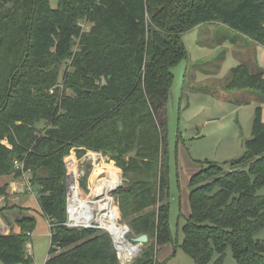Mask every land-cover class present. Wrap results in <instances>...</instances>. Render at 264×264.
<instances>
[{"label": "trees", "instance_id": "1", "mask_svg": "<svg viewBox=\"0 0 264 264\" xmlns=\"http://www.w3.org/2000/svg\"><path fill=\"white\" fill-rule=\"evenodd\" d=\"M214 23L264 48V0H57L55 8L48 0H0V177L30 171L51 225L44 264H120L106 231L63 225L65 163L88 152L120 170L123 186L112 196L130 228L126 239L150 242L128 264H159L158 251L173 243L171 70L187 59L183 36ZM222 89L264 98V73L238 64ZM198 164L180 248L194 264H222L228 249L236 264H264V110L255 108L242 157L228 168ZM35 223L21 217L18 233L0 235L2 264H33Z\"/></svg>", "mask_w": 264, "mask_h": 264}, {"label": "rangeland", "instance_id": "2", "mask_svg": "<svg viewBox=\"0 0 264 264\" xmlns=\"http://www.w3.org/2000/svg\"><path fill=\"white\" fill-rule=\"evenodd\" d=\"M48 4L50 8H55L57 0H48ZM85 25L82 24L84 29H86ZM234 39L237 40L236 34L226 28L214 24L199 25L183 36L187 59L182 60L171 70L173 80L165 111L169 160L168 226L173 243L160 248L156 256L159 264H194L180 248L183 239L182 227L190 213L187 188L189 178L199 170L198 162L208 161L228 168L229 162L242 157L244 142L251 137L255 108L264 100L248 90L226 92L222 89L228 80L230 70L239 64L238 58L230 51V44ZM239 43L233 45L238 50V47L246 42L241 40ZM96 154L100 158L99 166H92L86 160L80 162L88 171L86 176L78 179L79 183L81 181L86 183V190L80 189L82 199L85 201L93 199V190L102 184L104 182L102 180L107 176V167L102 165L112 163L118 176L121 177L120 170L113 162L100 153ZM84 157L82 158L87 159L88 156ZM101 169H104L105 173H102ZM109 177L112 179L111 175ZM20 178L25 182L23 177ZM65 183L67 185L66 181ZM29 187L31 190L17 194L26 201L24 206H28L27 208L18 206V210L32 214L33 208L38 207L35 199L38 188L35 186L32 189L30 185ZM27 191L32 193L28 194ZM8 203L5 202V208L8 207ZM114 206L116 208L113 209V217L116 222L119 221V224L128 229L125 235L131 234L130 228L120 217L116 199ZM96 207L93 209L94 212L97 211ZM5 208L0 209V217L5 218L6 215H10L9 218H12L13 212L6 214ZM116 209L117 218L114 214ZM33 214L36 223L29 241V250L33 264H44L50 247L49 224L40 214ZM14 217L19 218V213L14 212ZM263 237L264 231L259 234V238ZM149 244L148 241L138 246V253L132 261ZM129 254L130 252L121 251L120 258H128ZM209 264H213V261ZM222 264H236L229 249Z\"/></svg>", "mask_w": 264, "mask_h": 264}, {"label": "built area", "instance_id": "3", "mask_svg": "<svg viewBox=\"0 0 264 264\" xmlns=\"http://www.w3.org/2000/svg\"><path fill=\"white\" fill-rule=\"evenodd\" d=\"M86 155L88 156L87 159H84L85 157L82 159H79V160L70 159L65 163L66 182H67V185H66V207H65L66 220L63 223V225L66 226L67 228H71V229H99V230L104 229L110 235V237L112 239L113 245H114L115 250L117 252L118 259L120 260V262L123 261V263L125 264L126 262H128V260L132 261V259H121L120 258V256H119L120 250L117 249L110 231L108 229L104 228L100 224L99 218H102V215L106 213V210L99 207L97 204L93 205V208L88 209V210H86L83 206V203L85 200L82 199V196L80 193L81 188L79 185V180L81 179V177H83L85 175L86 169H85V165H83L81 163H83L86 160V162L90 163L92 166H95V165L99 166V164H100L99 163L100 158H99L98 154L88 153ZM14 164L17 168L22 170V168H23L22 163L15 162ZM104 166L107 167V169H108L109 167H113V164L110 163V164L102 165V167H104ZM107 169H106V171H107ZM101 172L105 173L104 169H101ZM30 174L31 173L29 170L23 171V174H22V177L25 179L27 189H29V182L28 181L30 178ZM99 174H101V173H99ZM117 176H118V172L116 171V180H115V183H114V186L112 189L116 188L118 182L122 181L121 177L120 176L117 177ZM112 189L110 188L107 191V197L110 200V205L114 206L113 196H112V194H108L110 192V190H112ZM95 207H96L97 211L94 212L93 209ZM50 227H51V225H49V228ZM125 240L128 241L126 239V235H125ZM28 249H29V247H28Z\"/></svg>", "mask_w": 264, "mask_h": 264}, {"label": "crops", "instance_id": "4", "mask_svg": "<svg viewBox=\"0 0 264 264\" xmlns=\"http://www.w3.org/2000/svg\"><path fill=\"white\" fill-rule=\"evenodd\" d=\"M215 25L221 26L219 24L214 23V26ZM221 27H223V26H221ZM235 34L237 36V40H235V39L233 41L230 40L231 41V44H230L231 49L230 48L229 49H230L231 53L234 54L238 58L239 64H241V63L246 64L250 68V71H252V72L257 71V70H261L264 73V48L250 42L249 40L242 39L240 37L241 35H238L237 33H235ZM241 40L245 41L246 43H243V45L241 44V47H238L239 48V50H238L233 45L240 44L239 41H241ZM261 102H262V104L259 107H261L264 110V100ZM108 172H109V169H107L106 173H108ZM110 172H112L113 174L116 175L115 168L110 170ZM3 186L6 187L7 196H6V198H0V209L5 208L6 207L5 202L8 201L9 202L8 207L5 208L4 212H6V214H11L13 212V214H12L13 217L9 218L10 215L8 216L6 214H5L6 215L5 218L0 217V235H7L10 233L16 234L19 232V228L17 226V221L21 217H24V218L33 217V215H34L33 213L41 215L40 208H39V205H38L37 209L33 208L34 212L32 214L18 210V206H20L22 208L23 207L27 208L28 206H24V203L26 201L22 198V196L17 195V194L24 193L25 190H31L30 187H29V189H27L26 183L22 180V178H19V180H15V178L12 175L2 176V177H0V187H3ZM34 187L35 186H32L31 188L33 189ZM29 193H32V191L28 192V194ZM35 199H37V197ZM19 203H22V205H18ZM37 204H38V202H37ZM10 206H12V208ZM14 212L19 213V218L14 217ZM31 235H30V237H31ZM28 247L30 248L29 244H28ZM28 253L31 255V252L29 249H28Z\"/></svg>", "mask_w": 264, "mask_h": 264}, {"label": "bare ground", "instance_id": "5", "mask_svg": "<svg viewBox=\"0 0 264 264\" xmlns=\"http://www.w3.org/2000/svg\"><path fill=\"white\" fill-rule=\"evenodd\" d=\"M109 168H113V167H109ZM106 174H107L106 178L102 180L104 182L96 186V188L93 190L94 192L92 193L93 199L84 201L83 206L86 210H88V209H92L93 205L97 204L99 207L106 210V213L102 215V218H99L100 224L104 228L110 231L117 249L120 250L119 253L120 257H121V251L130 252L129 254L130 256L128 258L122 257L121 259H132L138 253V249H137L138 246H133L128 241L125 240V234L127 233L128 229H126L123 225L119 224V222H116V219L113 217V209L115 207L113 205H110V200L107 197V191L110 188L111 189L113 188L116 180V176L115 174L110 172V169L109 172ZM110 174L112 179H110L109 177Z\"/></svg>", "mask_w": 264, "mask_h": 264}, {"label": "water", "instance_id": "6", "mask_svg": "<svg viewBox=\"0 0 264 264\" xmlns=\"http://www.w3.org/2000/svg\"><path fill=\"white\" fill-rule=\"evenodd\" d=\"M122 186H123V181L118 182L116 188L110 190L109 193L110 194L115 193V191L122 188ZM128 242L133 246H140L148 242V237L146 235H140V236L133 238L131 241H128ZM130 262L131 260H128L127 263H130ZM120 264H124L123 261H121Z\"/></svg>", "mask_w": 264, "mask_h": 264}]
</instances>
